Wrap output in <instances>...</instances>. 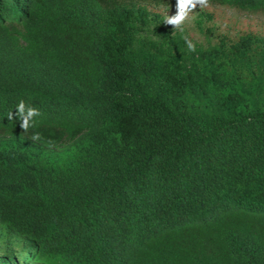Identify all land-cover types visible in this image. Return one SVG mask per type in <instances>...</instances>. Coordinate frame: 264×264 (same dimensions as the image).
Wrapping results in <instances>:
<instances>
[{"label":"trees","instance_id":"1","mask_svg":"<svg viewBox=\"0 0 264 264\" xmlns=\"http://www.w3.org/2000/svg\"><path fill=\"white\" fill-rule=\"evenodd\" d=\"M166 1L0 0V264H264V31Z\"/></svg>","mask_w":264,"mask_h":264},{"label":"rangeland","instance_id":"2","mask_svg":"<svg viewBox=\"0 0 264 264\" xmlns=\"http://www.w3.org/2000/svg\"><path fill=\"white\" fill-rule=\"evenodd\" d=\"M155 9L163 16V20L166 15H174L177 11L176 4L169 1H166L164 4L160 3ZM202 10L209 12L212 18L209 19L206 16L198 17V13ZM167 26L173 29V26ZM214 26L219 30L225 29L231 33L246 28L262 32L264 31V12L250 13L209 3L204 8L197 6L194 12L190 13V18L184 25L183 31L174 30L187 35L192 42L199 43L206 40V37L209 35L205 27H213L214 29Z\"/></svg>","mask_w":264,"mask_h":264},{"label":"clouds","instance_id":"3","mask_svg":"<svg viewBox=\"0 0 264 264\" xmlns=\"http://www.w3.org/2000/svg\"><path fill=\"white\" fill-rule=\"evenodd\" d=\"M209 0H176V13L174 15H166L164 24L173 26V29L183 31L184 25L190 18V13L199 6L200 8L207 7ZM190 51H194L195 47L191 41H186ZM41 116V112L38 108L26 104L24 100H20L16 106L15 112L8 114V119L18 120L19 127L22 132L27 133L30 128L35 127L34 118ZM30 139L39 141L41 135L38 132H34Z\"/></svg>","mask_w":264,"mask_h":264}]
</instances>
